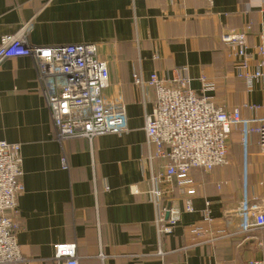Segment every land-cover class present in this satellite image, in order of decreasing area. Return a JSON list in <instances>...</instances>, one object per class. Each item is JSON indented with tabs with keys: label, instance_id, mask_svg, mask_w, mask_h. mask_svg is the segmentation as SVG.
<instances>
[{
	"label": "crops",
	"instance_id": "obj_1",
	"mask_svg": "<svg viewBox=\"0 0 264 264\" xmlns=\"http://www.w3.org/2000/svg\"><path fill=\"white\" fill-rule=\"evenodd\" d=\"M24 25L33 46L98 45L110 70L106 95L125 104L128 130L93 142L59 141L33 59L1 65L0 141L20 145L23 158L16 235L24 261L17 264H52L54 246L64 243L77 245L79 264L264 261V230L242 234L239 215L246 195L264 204L258 135L247 159L241 155L212 172L193 171V196L172 183L164 206L179 211L180 220L171 235H160L149 190L152 173L166 160L145 132L157 92L134 82L135 74L146 81L155 73L173 79L186 68L197 93L204 78L213 84L209 95L216 107L241 108L245 120L261 118V82L250 89L237 77L238 60L221 39L247 31L250 51L259 45L264 0H0V42ZM249 104L261 108L254 113ZM240 131L230 143L241 139Z\"/></svg>",
	"mask_w": 264,
	"mask_h": 264
},
{
	"label": "built area",
	"instance_id": "obj_2",
	"mask_svg": "<svg viewBox=\"0 0 264 264\" xmlns=\"http://www.w3.org/2000/svg\"><path fill=\"white\" fill-rule=\"evenodd\" d=\"M27 27L24 25L18 33L2 38L0 67L8 59H33L59 141L83 138L93 142L103 135L127 131L125 104L106 95L111 85L110 70L99 57L98 45L33 46L26 38ZM221 40L232 48L238 60L237 77L245 80L250 89L260 81L264 93V33L252 51L247 31L225 33ZM254 61H257L256 68ZM134 82L139 88L151 87L157 92V104L145 119V132L148 143L158 148V157L166 162L158 173H152L149 197L156 206L160 235H171L180 220L179 211L164 206V200L171 196L172 183L176 181L193 196L196 191L190 188L191 173L212 172L228 165L230 140L238 127H241L242 144L247 148L250 138L256 134L264 154V115L245 120L241 108L227 111L216 107L209 95L213 84L204 78L202 92L197 93L190 87L186 68L177 69L173 79L155 73L146 81L135 74ZM173 82L177 86H172ZM245 106L254 113L261 108L256 104ZM20 153V145L0 141V264L24 261L16 235L19 196L24 190L20 181L23 164ZM259 202L258 197L252 199L248 195L241 201L242 234L264 230V204ZM186 209L193 211L190 199L186 200ZM168 212L170 218L166 219ZM206 220L212 222L210 215ZM52 264H79L77 245H55ZM252 264H264V261Z\"/></svg>",
	"mask_w": 264,
	"mask_h": 264
},
{
	"label": "rangeland",
	"instance_id": "obj_3",
	"mask_svg": "<svg viewBox=\"0 0 264 264\" xmlns=\"http://www.w3.org/2000/svg\"><path fill=\"white\" fill-rule=\"evenodd\" d=\"M240 138H241V131H240ZM232 139V137H231ZM253 136L250 138L249 145L247 148L242 144L241 139L238 140V138L234 139L230 143V149H229V163L231 160H239L240 156L242 155L243 158L245 157L247 159L248 155L250 154V145L252 143ZM231 141V140H230ZM259 144V142H258ZM259 153L263 154L260 145H259Z\"/></svg>",
	"mask_w": 264,
	"mask_h": 264
},
{
	"label": "water",
	"instance_id": "obj_4",
	"mask_svg": "<svg viewBox=\"0 0 264 264\" xmlns=\"http://www.w3.org/2000/svg\"><path fill=\"white\" fill-rule=\"evenodd\" d=\"M169 210H170V206H169ZM167 217H169V212H168V214H167Z\"/></svg>",
	"mask_w": 264,
	"mask_h": 264
},
{
	"label": "trees",
	"instance_id": "obj_5",
	"mask_svg": "<svg viewBox=\"0 0 264 264\" xmlns=\"http://www.w3.org/2000/svg\"><path fill=\"white\" fill-rule=\"evenodd\" d=\"M235 132V131H234Z\"/></svg>",
	"mask_w": 264,
	"mask_h": 264
}]
</instances>
